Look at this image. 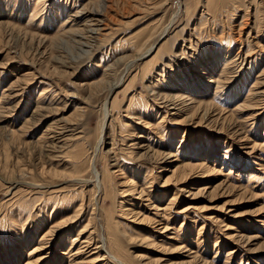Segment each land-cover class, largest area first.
I'll return each mask as SVG.
<instances>
[{"label":"rangeland","instance_id":"rangeland-1","mask_svg":"<svg viewBox=\"0 0 264 264\" xmlns=\"http://www.w3.org/2000/svg\"><path fill=\"white\" fill-rule=\"evenodd\" d=\"M111 255L264 264V0H0V264Z\"/></svg>","mask_w":264,"mask_h":264},{"label":"bare ground","instance_id":"bare-ground-1","mask_svg":"<svg viewBox=\"0 0 264 264\" xmlns=\"http://www.w3.org/2000/svg\"><path fill=\"white\" fill-rule=\"evenodd\" d=\"M166 30V29H165ZM165 30H163V31H165ZM165 33V32H164ZM164 33H162L161 34V36H163V34ZM160 36V37H161ZM154 47V45L153 46H151L145 53H148V52H150L151 50H152V48ZM173 105H175V104H173ZM175 106H177V105H175ZM103 112H104V121H103V125H102V128H101V131H103V127H104V123H105V119L107 118V116H108V111H107V109H106V103L103 105ZM59 134V133H58ZM102 144H103V139H101V137L99 136V138H98V140H97V144H96V146H95V152L97 151V149H99V147L100 146H102ZM149 184V183H148ZM148 184H146V185H148ZM147 188H148V186H145L144 188H142L141 189V191H142V194L144 195L145 193H143L145 190H147ZM147 195V194H146ZM159 210V209H158ZM157 210V211H158ZM76 219H77V216H74L73 217V219L71 218L70 220L71 221H76ZM70 220H68L67 222H69ZM78 237V236H77ZM82 238V237H81ZM86 239V240H85ZM84 240H82V242H80V245H83V243H86L84 246H79V248H78V251L76 252V254L78 255V254H82V253H86V255L87 254H89V255H94V253H96V258H94V260L92 259L91 261H90V263H94V262H98V261H102L103 259H104V255H103V247H104V242H103V240H101V241H99L98 243H96L95 244V247L94 248H92V249H94L93 251H95V249L97 250V251H95V252H91V251H88L89 250V243H87V242H89V239H87V238H85ZM78 239H76V240H74V241H77ZM79 241V240H78ZM91 249V250H92ZM102 253V254H101ZM105 253V252H104ZM106 255V254H105ZM87 257H89V256H87ZM111 259H113L114 261H116L118 264H123V262L121 261V260H119L117 257H115V256H113V255H111V256H109ZM85 260V259H84ZM86 261V260H85ZM83 263L82 264H86L84 261H82ZM89 263V262H88ZM73 264H80V263H75L74 261H73Z\"/></svg>","mask_w":264,"mask_h":264}]
</instances>
